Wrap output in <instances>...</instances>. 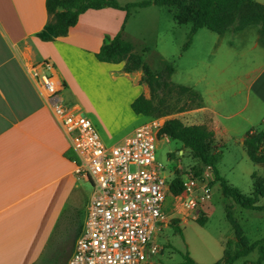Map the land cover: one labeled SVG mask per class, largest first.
Returning a JSON list of instances; mask_svg holds the SVG:
<instances>
[{
    "label": "rangeland",
    "instance_id": "1",
    "mask_svg": "<svg viewBox=\"0 0 264 264\" xmlns=\"http://www.w3.org/2000/svg\"><path fill=\"white\" fill-rule=\"evenodd\" d=\"M118 1L126 5L143 0ZM174 10L157 6L133 9L134 15L125 28L126 39L135 44V52L142 54L155 72L163 69L166 63H172L175 73L171 80L199 91L203 107L191 109L192 101L182 95L169 103L172 110L169 115H163L166 107L148 117L136 115L130 101L142 87L133 90L124 71L112 65V74L106 72L104 81L80 94L83 113L93 120L107 144L119 142L141 124L156 119H161L163 124L173 118L187 125L205 124L214 131L216 151L222 155L218 164L221 176L232 188L250 195L255 180L252 176L256 175V180L264 179V164L252 162L243 145L248 132L264 129V74L261 75L264 45L260 41V29L249 26L242 31L229 29L216 33L203 28L194 35L190 48L184 51L191 26L175 23ZM145 49L148 51L143 52ZM148 95L150 98V92ZM180 108L185 111L179 112ZM156 159L164 167L162 176L168 180L177 175L184 178L187 172H192L200 181L209 182L212 199L202 215L207 222L201 226L199 220L185 216L180 199L168 198L167 226L155 238L159 254L145 264H180L187 255L199 264H214L223 258L228 242L235 247L237 227L249 243L264 237V210L244 209L226 197L209 168L201 169L198 175L197 161L180 142L161 138ZM87 190L89 193V187ZM88 200L78 215H65V229L58 230V240L53 239L54 245L36 264H67L85 221ZM172 202L176 206L172 207ZM258 204L264 205V198ZM228 208L237 227L228 220ZM174 222L181 228V234L174 229ZM257 258L254 252L235 264H256Z\"/></svg>",
    "mask_w": 264,
    "mask_h": 264
},
{
    "label": "crops",
    "instance_id": "2",
    "mask_svg": "<svg viewBox=\"0 0 264 264\" xmlns=\"http://www.w3.org/2000/svg\"><path fill=\"white\" fill-rule=\"evenodd\" d=\"M133 15L125 21L122 10H89L67 36L43 41L38 34L50 19L46 0H0V264L38 263L65 229V215H78L92 193L32 67L57 77L65 104L84 112L80 94L112 74V65L124 67L100 62L96 53L106 37L122 31L128 40L125 28ZM124 73L133 90L142 87L130 107L141 94L149 98L142 71Z\"/></svg>",
    "mask_w": 264,
    "mask_h": 264
},
{
    "label": "built area",
    "instance_id": "3",
    "mask_svg": "<svg viewBox=\"0 0 264 264\" xmlns=\"http://www.w3.org/2000/svg\"><path fill=\"white\" fill-rule=\"evenodd\" d=\"M31 74L79 157L77 172L92 186L67 264H145L159 254L155 238L167 226L168 198L181 200L187 218L203 217L212 199L211 184L187 172L183 192L173 195L171 180L162 176L164 167L156 159L161 119L107 144L88 115L65 104L57 77L37 67Z\"/></svg>",
    "mask_w": 264,
    "mask_h": 264
},
{
    "label": "trees",
    "instance_id": "4",
    "mask_svg": "<svg viewBox=\"0 0 264 264\" xmlns=\"http://www.w3.org/2000/svg\"><path fill=\"white\" fill-rule=\"evenodd\" d=\"M151 6L175 9L172 12L175 23L191 26L184 51L190 48L194 35L203 28L224 33L229 29L242 31L249 26H258L260 41L264 45V4L257 0H143L126 5H121L118 0H46L50 19L38 36L43 41H54L59 37L67 36L70 28L78 23L80 16L89 10L105 8L122 10L126 12L125 21H128L133 9ZM147 51L148 49H145L143 52ZM95 56L98 61L104 63L124 62L123 70L126 73L142 71L141 81L148 85L150 98L141 94L132 102L131 108L137 115L148 117L161 107H166L163 115H169L172 112L169 103L182 95H186L192 101L191 109L203 107V97L199 91L171 80L175 73L172 63H166L163 69L155 72L147 64L144 56L135 52L134 44L123 38L122 31L113 38L106 37ZM178 111L183 112L185 108H180ZM159 137H169L180 142L182 148L189 150L197 161V174H200L201 169L209 168L215 179L220 182L223 194L236 204L247 210H264V205L258 204L259 200L264 198V179L256 180V175L252 176L255 180L250 195H243L238 189L232 188L218 169L222 155L216 151L215 133L207 125H187L178 118L168 119L159 130ZM243 145L252 162L264 164V129L248 132ZM183 190L182 177L177 175L170 182V191L173 195H179ZM227 211L228 220L237 227L230 209L228 208ZM206 222L207 219L201 217L198 223L204 226ZM173 227L178 233H182L176 222ZM231 245L232 242H228L223 258L214 264H235L254 252L258 255L256 264H264V237L249 243L237 227V242L234 248ZM180 264L199 263L187 255L186 260Z\"/></svg>",
    "mask_w": 264,
    "mask_h": 264
}]
</instances>
